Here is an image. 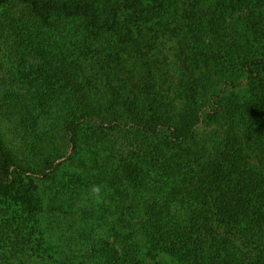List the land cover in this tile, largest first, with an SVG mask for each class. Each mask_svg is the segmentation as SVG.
Returning a JSON list of instances; mask_svg holds the SVG:
<instances>
[{"label":"trees","instance_id":"obj_1","mask_svg":"<svg viewBox=\"0 0 264 264\" xmlns=\"http://www.w3.org/2000/svg\"><path fill=\"white\" fill-rule=\"evenodd\" d=\"M142 1L0 0V242L5 231L13 253L5 264H25L18 255L37 249L41 261L73 264L43 222L55 212L92 223L97 264L161 255L169 264H264V173L244 150L250 138L264 142V38L254 49L245 38L263 23L264 0H218L210 23L189 17L188 52L198 64L216 55L217 78H183L180 68L174 90L162 91L129 79L120 19H172L180 0ZM223 118L222 139L200 138L203 122ZM115 134L136 146L114 144ZM67 162L75 173L65 181ZM141 192L151 195L142 205Z\"/></svg>","mask_w":264,"mask_h":264},{"label":"rangeland","instance_id":"obj_2","mask_svg":"<svg viewBox=\"0 0 264 264\" xmlns=\"http://www.w3.org/2000/svg\"><path fill=\"white\" fill-rule=\"evenodd\" d=\"M142 2L148 9L153 5L152 0H143ZM178 3L172 8V19L168 20L167 17L158 18L151 13L142 17H134L130 13L122 15L117 35L118 59L133 84L142 85L154 91H162L166 88L174 90L180 68H182V77L195 73L196 77L206 75L209 78L210 75H213L216 80L217 77L212 71L211 63L216 55L209 63L204 64L198 60V64L195 57L188 52V48H193V44L188 37L186 26L191 16H195L205 23L215 20L217 13L222 9V2L218 0H180ZM257 20L264 23V13ZM168 23L173 30L172 33L165 31V24ZM263 23L256 25L255 31L247 30L245 32V38H254V42H251L250 46L248 45L250 49H254L255 43L262 42V38H264ZM243 33L240 31L239 36ZM226 127L225 118L218 123L203 122L199 129L200 138L211 142L217 135L219 139H222L220 136L226 131ZM240 135V138H243L244 132L240 131ZM134 138V136L115 134L112 140L114 144H122L126 145V148H131L137 144V142L133 143ZM244 150L249 168L264 173V142L257 144L254 139L250 138ZM74 167L75 165H70L68 162L63 166L62 178L65 181L75 173ZM36 183L40 188L43 185L40 180H36ZM150 199V194L141 192L137 202L142 205ZM75 201L77 203V200ZM113 206L117 213L122 212L123 207L120 202H114ZM75 209L78 210L77 207ZM75 209L73 211H76ZM80 221L79 215H63L57 212L54 216L47 214L43 216L46 228L49 223L53 222L51 234L54 239L52 241L59 246L60 257L70 258L73 264H97L98 259L89 253L91 242L89 241V232L93 225L87 221L85 224H81ZM3 237L4 241L0 242V264H5V259L8 260V256L13 254L5 253L10 245L5 244V231ZM8 241L6 242L8 243ZM41 252L37 249L32 254L33 257L18 255L20 256L19 261L25 264H49V260L41 261L37 258ZM15 258L12 257L10 260L14 261ZM146 264H169V260L161 255L156 260L148 258Z\"/></svg>","mask_w":264,"mask_h":264},{"label":"clouds","instance_id":"obj_3","mask_svg":"<svg viewBox=\"0 0 264 264\" xmlns=\"http://www.w3.org/2000/svg\"><path fill=\"white\" fill-rule=\"evenodd\" d=\"M92 193L95 195L97 201H99L102 193V188L100 185H94L91 189Z\"/></svg>","mask_w":264,"mask_h":264}]
</instances>
